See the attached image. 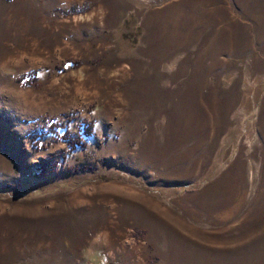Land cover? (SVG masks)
<instances>
[{
  "label": "rangeland",
  "instance_id": "rangeland-1",
  "mask_svg": "<svg viewBox=\"0 0 264 264\" xmlns=\"http://www.w3.org/2000/svg\"><path fill=\"white\" fill-rule=\"evenodd\" d=\"M0 264H264V0H0Z\"/></svg>",
  "mask_w": 264,
  "mask_h": 264
},
{
  "label": "trees",
  "instance_id": "trees-1",
  "mask_svg": "<svg viewBox=\"0 0 264 264\" xmlns=\"http://www.w3.org/2000/svg\"><path fill=\"white\" fill-rule=\"evenodd\" d=\"M86 132H87L88 135L92 133V127H90V125H88V127L86 128ZM62 138L64 140H66L67 144L71 148H74V147L80 145L81 142H82V138L81 137L73 138L71 135L68 134V132H66L65 134H63L62 135Z\"/></svg>",
  "mask_w": 264,
  "mask_h": 264
},
{
  "label": "bare ground",
  "instance_id": "bare-ground-1",
  "mask_svg": "<svg viewBox=\"0 0 264 264\" xmlns=\"http://www.w3.org/2000/svg\"><path fill=\"white\" fill-rule=\"evenodd\" d=\"M227 183V184H226ZM230 187V181L222 179L218 185H216L215 187V191L212 192L213 195L220 197L221 195H223L225 193V191L228 190V188ZM216 197V198H217Z\"/></svg>",
  "mask_w": 264,
  "mask_h": 264
}]
</instances>
